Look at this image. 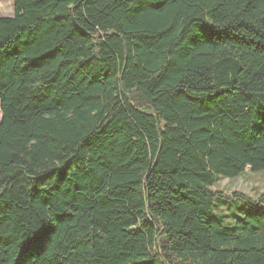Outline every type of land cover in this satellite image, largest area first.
I'll return each mask as SVG.
<instances>
[{
  "label": "trees",
  "instance_id": "16d2710c",
  "mask_svg": "<svg viewBox=\"0 0 264 264\" xmlns=\"http://www.w3.org/2000/svg\"><path fill=\"white\" fill-rule=\"evenodd\" d=\"M0 115V264H264V0H13Z\"/></svg>",
  "mask_w": 264,
  "mask_h": 264
},
{
  "label": "rangeland",
  "instance_id": "374dc122",
  "mask_svg": "<svg viewBox=\"0 0 264 264\" xmlns=\"http://www.w3.org/2000/svg\"><path fill=\"white\" fill-rule=\"evenodd\" d=\"M13 14V0H0V17H11ZM212 190H216L225 194L231 192H239L247 195L251 199H257L264 193V171L252 173L247 168L242 174L235 178H216V181L212 187ZM217 199L213 200L214 206L218 204ZM250 208L243 201H223L220 204L222 214L230 215L227 221L232 219L233 215L238 211V207ZM259 209L264 211V202L259 206ZM215 210V209H214Z\"/></svg>",
  "mask_w": 264,
  "mask_h": 264
},
{
  "label": "crops",
  "instance_id": "0c3cea01",
  "mask_svg": "<svg viewBox=\"0 0 264 264\" xmlns=\"http://www.w3.org/2000/svg\"><path fill=\"white\" fill-rule=\"evenodd\" d=\"M0 119H1V115H0Z\"/></svg>",
  "mask_w": 264,
  "mask_h": 264
}]
</instances>
